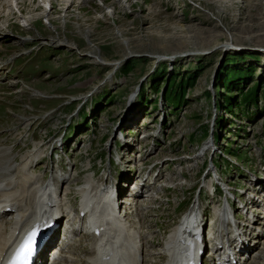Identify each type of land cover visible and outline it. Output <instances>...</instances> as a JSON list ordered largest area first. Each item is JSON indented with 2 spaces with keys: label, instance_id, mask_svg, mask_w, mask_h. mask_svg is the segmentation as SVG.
<instances>
[{
  "label": "rangeland",
  "instance_id": "374dc122",
  "mask_svg": "<svg viewBox=\"0 0 264 264\" xmlns=\"http://www.w3.org/2000/svg\"><path fill=\"white\" fill-rule=\"evenodd\" d=\"M51 1L47 10L37 0H16L17 6L0 0V65L5 66L0 74V143L11 146L16 156L46 143L47 155L57 137L70 132L62 154H71L66 166L73 163L81 183L90 159L96 177L108 175L113 131L146 124L152 135L139 152L144 153L138 161L137 153L124 159L128 165H111L110 180H118L122 169H133L137 178L122 175L130 177L129 185L142 182L146 190L158 192L157 201L139 211L148 252H156L163 233L179 219L178 202L191 198L197 187L202 191L208 181L207 157L213 163L225 161L217 153L199 155V147L209 142L208 130L215 128L223 136L229 125L237 131L234 141H226L229 146L219 144L225 156L240 158L239 165H230L228 179L246 185L244 179L258 176L263 167L264 0ZM169 75L175 84L183 80L173 90L178 95L181 89L182 98L166 104L160 88ZM138 84L141 91L146 87L144 105L138 95L133 98ZM253 88L255 106L246 105ZM233 93L239 95L237 102ZM223 95L240 110L228 112ZM42 172L39 166L35 174ZM156 181L174 188L164 189ZM84 238L76 250L86 247ZM156 258L153 264L164 263L163 257Z\"/></svg>",
  "mask_w": 264,
  "mask_h": 264
},
{
  "label": "bare ground",
  "instance_id": "6f19581e",
  "mask_svg": "<svg viewBox=\"0 0 264 264\" xmlns=\"http://www.w3.org/2000/svg\"><path fill=\"white\" fill-rule=\"evenodd\" d=\"M127 2L131 1L127 0ZM228 44L227 42L225 45L222 44V46L226 47ZM4 67V65H0V74L1 69ZM42 145L37 144L31 151L16 156L13 154L11 146L0 143V264H5V259L11 246L16 245L26 232L35 228L36 230H40L41 226L36 224L41 217L51 214L47 212V208L57 206L62 209V207H66V204L67 206L73 205L68 199V194L72 190L74 179L66 177L68 175L66 172H64L65 174L57 173V171L54 172L58 176V180L53 184V188L49 184L48 179L40 181L39 175L26 174L29 168L36 167L34 159L40 157ZM130 158L132 157H121L118 161ZM138 159L135 160L134 158L135 161H138ZM126 162L130 164L129 161H124L123 166L127 164ZM124 170L122 169V175L127 173L132 177L127 176L123 179L122 175H120L118 180L109 181L108 179L111 177L108 176L109 173L104 177L99 176L98 178H95V173L91 176L89 171L82 175L80 185L74 188L75 193L79 197L78 209H82L83 211L91 210L92 213L97 214L95 218L92 217L90 219L89 226L93 230L102 228V231H100L97 238H92V235L89 236L90 241L87 243L88 245L78 250L80 257H72L63 253L66 256L63 264H143L142 261H145L149 257L160 256L163 257V264H186L189 258H184L185 249H181L185 238L180 234L179 230L190 222L188 215L184 216L173 226L171 225L172 228H170L171 226L168 228L166 236L160 246H158L156 252H148L147 237L139 230V227H142L141 221H138L136 225V223L130 224L128 219L125 220L128 224L118 219L112 221L108 227L105 225V220L111 216L113 187H116V193H121L125 188L130 191L128 194L130 197L128 204H126V200L123 201L121 198L118 200V203L122 204L125 213L127 208L130 209L131 203L135 204L137 200L143 198V188L145 185L141 186L140 184V188L137 191L131 192L133 189L130 188L129 178L133 180L137 177H134L133 169H127V172ZM21 173L25 174V176H21ZM137 176H139V173ZM210 179L212 178L210 177ZM121 181H124L125 185H120ZM62 185L63 188H60ZM58 187L59 194L57 195L58 197H55ZM6 207L9 208L8 211L5 209ZM51 217L53 216H47V219ZM53 219L56 222L58 221V218L54 217ZM260 223H262L263 229L261 228L260 233H257L255 236L257 242L250 244L246 248L247 256L243 264H255L256 261L259 264H264V237L263 239L262 237L261 239L258 238L259 236H264V221H262L261 214L258 212L255 224L260 225ZM81 224L79 225L78 233L73 231L74 235L81 233ZM55 234V230L48 233L47 239L51 240L42 243L38 258L41 257L40 255L49 246V242L53 241L52 238H54ZM80 235L77 238H82L78 242L83 240L82 234ZM78 242L76 238L73 240L75 248L79 247ZM67 245H70L69 241L62 242V252H64L63 248Z\"/></svg>",
  "mask_w": 264,
  "mask_h": 264
},
{
  "label": "trees",
  "instance_id": "16d2710c",
  "mask_svg": "<svg viewBox=\"0 0 264 264\" xmlns=\"http://www.w3.org/2000/svg\"><path fill=\"white\" fill-rule=\"evenodd\" d=\"M225 79L226 78L223 79V82H225ZM189 80H190V77H189ZM182 82H183V80H180L179 84H175L174 83V75H169L168 76L167 82H166V84H165V86L163 88V97L165 98L164 99V102L166 104L168 103L167 102L168 100H169L170 103H172L173 100L176 101V102H178V100H180V98H182V91H181V89H180V93L178 95L176 94V92L173 91L176 88L182 87ZM188 82L189 81H187V79H186V83H188ZM157 84H158V82L156 80H154L152 82V86L154 87V89H157L158 88ZM223 86L226 87V88L229 87L225 83H223ZM248 91H250V90H248ZM248 91L245 90V93H248ZM222 98H223L222 99V104H226V109L227 110H231L233 107H231V106L228 105V104H231L230 101H229V99H228V96H223ZM234 98H235V96L233 94L232 99H234ZM175 99H177V100H175ZM247 99L248 100H247L246 105L247 104L254 103L256 101L257 95H256V93L254 91V88H253V94L251 92H249V96H248Z\"/></svg>",
  "mask_w": 264,
  "mask_h": 264
},
{
  "label": "snow or ice",
  "instance_id": "6c2138e0",
  "mask_svg": "<svg viewBox=\"0 0 264 264\" xmlns=\"http://www.w3.org/2000/svg\"><path fill=\"white\" fill-rule=\"evenodd\" d=\"M37 233L33 232L28 237V242L26 247H22L16 256V259H14L11 264H30V258L32 253L34 252V246H35V237Z\"/></svg>",
  "mask_w": 264,
  "mask_h": 264
}]
</instances>
